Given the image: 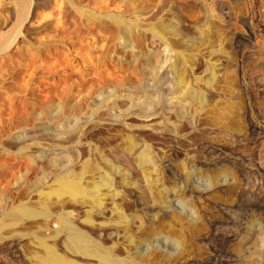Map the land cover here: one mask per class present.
Returning a JSON list of instances; mask_svg holds the SVG:
<instances>
[{"label":"rangeland","instance_id":"374dc122","mask_svg":"<svg viewBox=\"0 0 264 264\" xmlns=\"http://www.w3.org/2000/svg\"><path fill=\"white\" fill-rule=\"evenodd\" d=\"M62 212L131 264H264V0H0V264L86 263Z\"/></svg>","mask_w":264,"mask_h":264},{"label":"bare ground","instance_id":"6f19581e","mask_svg":"<svg viewBox=\"0 0 264 264\" xmlns=\"http://www.w3.org/2000/svg\"><path fill=\"white\" fill-rule=\"evenodd\" d=\"M123 33L127 36L125 40H127L129 44H132L133 42L131 43L130 40V36L132 34L131 27H124ZM156 34H158V32H156ZM136 44L139 45V42H136ZM138 45H136V47ZM131 46L133 47V45ZM138 52L139 54L141 53L139 48ZM138 52L136 51V54ZM141 159L146 160V157L143 155ZM55 181L56 187H54L51 192L47 194V196L55 195L59 198L68 196L71 199L78 201L81 205H85L87 207L100 208L102 206L103 202L100 198V191L97 187L94 186L90 188L83 184L79 178H74L69 174L57 175L55 177ZM105 186L108 190H110L111 184L108 180L105 181ZM17 210L19 213L28 216L39 214L43 217H49L51 215L47 202L42 204L41 212H37L27 205H21L17 208ZM57 220L60 224L59 233L62 234L66 247L74 255L83 258L86 263H80L63 257L57 252L53 245L48 244L43 238H38V244L42 250L37 256L39 264H131L127 259H119L111 249L94 241L88 234L78 229L72 223L71 217L68 213H59ZM87 221L89 222L90 219ZM164 245H166V243H164Z\"/></svg>","mask_w":264,"mask_h":264}]
</instances>
